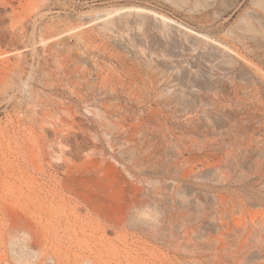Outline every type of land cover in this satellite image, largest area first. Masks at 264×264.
<instances>
[{"label": "rangeland", "instance_id": "rangeland-1", "mask_svg": "<svg viewBox=\"0 0 264 264\" xmlns=\"http://www.w3.org/2000/svg\"><path fill=\"white\" fill-rule=\"evenodd\" d=\"M0 264H264V0H0Z\"/></svg>", "mask_w": 264, "mask_h": 264}]
</instances>
